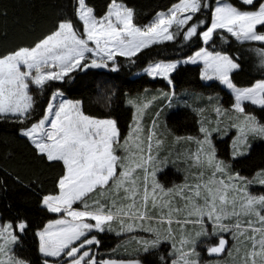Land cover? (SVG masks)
<instances>
[{
	"label": "snow or ice",
	"instance_id": "obj_1",
	"mask_svg": "<svg viewBox=\"0 0 264 264\" xmlns=\"http://www.w3.org/2000/svg\"><path fill=\"white\" fill-rule=\"evenodd\" d=\"M137 16L125 0H109L101 14L70 0L41 36L0 51V122L59 169L54 188L40 193L53 214L46 224L33 230L19 215L0 222V264H264V163L252 176L233 166L264 141V0H172L146 22ZM233 44L257 58L260 75L247 86L234 79L242 54ZM169 47L173 58H159ZM124 62H142L141 73L166 83L124 96L122 130L117 116L91 111L90 97L69 98L65 85L111 80ZM187 65L199 68L203 88L222 86L232 99L178 93ZM114 95L104 94L106 107ZM180 108L192 116L191 134L169 123ZM233 129L225 158L220 145ZM0 172V191L9 177L28 191L41 187L38 178ZM29 231L36 259L22 255ZM101 234L119 242L105 252Z\"/></svg>",
	"mask_w": 264,
	"mask_h": 264
},
{
	"label": "trees",
	"instance_id": "obj_2",
	"mask_svg": "<svg viewBox=\"0 0 264 264\" xmlns=\"http://www.w3.org/2000/svg\"><path fill=\"white\" fill-rule=\"evenodd\" d=\"M70 0H0V8L6 7L8 11L7 18L0 17V51L12 47L18 43H29L52 27L57 18L68 11ZM90 6L95 8L97 14L105 12L109 0H87ZM125 2L134 7L137 11V19L143 23L148 21L154 13L169 5L172 0H125ZM235 2V0H234ZM259 27V26H258ZM6 34V35H5ZM171 42H169V45ZM257 46H259L257 44ZM224 47H228L227 44ZM247 45L233 44L232 50H239L242 54V67L235 72L234 79L245 86L254 82L260 73L255 69L256 57L253 53L245 51ZM159 52L160 50L157 49ZM155 55V53H153ZM159 58H173L172 50L169 47L168 52ZM124 61V58H120ZM122 63L119 72H112L111 80H100L94 75L81 76L76 81H70L65 85V92L69 98L79 96L90 97L91 102L87 105L93 112L111 113L119 118L122 130L128 124V112L123 98L127 94H136L143 91L144 88L159 89L165 86L163 80H153L146 75L134 77L139 72V66ZM106 71V70H92ZM60 83V82H57ZM204 82L199 77V68L194 65H187L176 76V91L199 90L206 94L220 92L225 100H230L228 90H221L222 86L214 89H205L202 87ZM91 89V91H86ZM115 89V95L111 99V107H106L104 94ZM227 106V105H226ZM169 123L182 134L188 131L190 134L194 128L192 116L188 109L182 108L170 115ZM220 145L221 155L225 158L230 157V142ZM264 163V141L255 143L249 157L239 158L233 162V166L243 175L252 176L254 170ZM0 168L9 172L18 173L23 180L34 181L39 179L41 187L36 191H28L25 187L8 179L7 191H0V219L15 220L22 216L27 218L33 230L43 224H46L51 213L45 211L40 204V193L48 192L54 188V180L59 172L58 168H50L33 156L31 146L23 138L16 135L15 125L11 123L0 122ZM4 173L0 172V176ZM261 188L253 190L258 192ZM103 237L101 249L105 252L113 248L119 238L108 234ZM24 241V250L22 255H27L31 259H36L39 255L36 251L37 240L34 231H29L27 236L22 237Z\"/></svg>",
	"mask_w": 264,
	"mask_h": 264
},
{
	"label": "rangeland",
	"instance_id": "obj_3",
	"mask_svg": "<svg viewBox=\"0 0 264 264\" xmlns=\"http://www.w3.org/2000/svg\"><path fill=\"white\" fill-rule=\"evenodd\" d=\"M141 75H144L143 73H141L140 71L137 73V74H135V76L134 77H138V76H141ZM205 83V82H204ZM180 93V92H179ZM180 109H182V108H180ZM234 132H235V129H233V130H231L230 132H229V136L228 137H224V140H229V142H230V139H229V137H231L233 134H234ZM259 141H261V140H256V141H254L253 142V145L255 144V143H257V142H259ZM253 145H252V147H253ZM194 147V146H193ZM237 159H239V158H236L235 160H237ZM234 160V161H235ZM233 161V162H234ZM169 180H176L177 179V174H172V175H170V177L168 178ZM167 182V181H166ZM262 186H260V185H253V186H251V188H252V190H255V189H259V188H261ZM0 222H2L1 221V219H0ZM111 235H113V234H111ZM115 236V235H114Z\"/></svg>",
	"mask_w": 264,
	"mask_h": 264
}]
</instances>
